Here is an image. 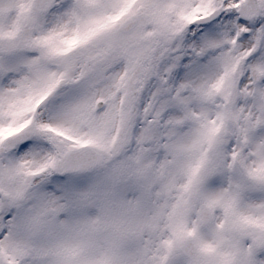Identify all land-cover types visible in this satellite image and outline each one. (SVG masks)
I'll return each instance as SVG.
<instances>
[{
	"label": "snow or ice",
	"instance_id": "snow-or-ice-1",
	"mask_svg": "<svg viewBox=\"0 0 264 264\" xmlns=\"http://www.w3.org/2000/svg\"><path fill=\"white\" fill-rule=\"evenodd\" d=\"M0 264H264V0H0Z\"/></svg>",
	"mask_w": 264,
	"mask_h": 264
}]
</instances>
